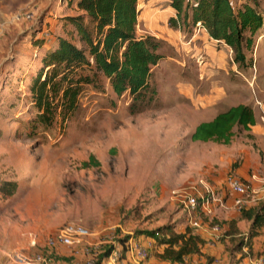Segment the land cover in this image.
<instances>
[{"label":"rangeland","instance_id":"obj_1","mask_svg":"<svg viewBox=\"0 0 264 264\" xmlns=\"http://www.w3.org/2000/svg\"><path fill=\"white\" fill-rule=\"evenodd\" d=\"M230 1L237 8L244 0ZM169 2L137 3L139 15L153 9L146 25L161 41L158 51L163 55L152 67L150 82L157 95L151 108L130 114L128 93L117 96L100 75V86L84 87L78 109L64 123L56 119L49 127L36 125L32 130L35 109L28 85L58 37L81 47L67 21L79 12L65 0H0V184L16 182L13 194H0V264H19L14 252L26 249L28 237L19 234L20 229L39 228L36 233L43 241L73 221L101 241L131 233L154 242L190 228L195 215L190 217L180 202L184 189L206 184L219 197L231 199L223 181L228 174L238 175L235 170L242 166L249 174L256 172V187L262 185L264 124L258 115L257 126H233L227 144L191 140L196 127L192 130L194 124L187 120L206 102L202 101L206 95L222 99L215 103V112L247 103L262 113L264 36L258 35L264 34V0H257L263 27L247 53L249 65L243 67L221 49V43L201 42L198 25H183L177 29L180 33L172 34L166 20L170 13L175 17V10ZM262 206L264 199L253 207ZM211 213L200 217L208 226L225 223L223 216ZM254 234H259L252 241L255 249L243 250L242 246L250 248ZM221 235L215 242L224 244L229 258L214 261L203 255L195 264H238L243 258L244 264H252L264 254V225L243 229L229 223ZM93 249L99 258L108 244ZM55 259L59 264L70 260L60 254Z\"/></svg>","mask_w":264,"mask_h":264},{"label":"trees","instance_id":"obj_2","mask_svg":"<svg viewBox=\"0 0 264 264\" xmlns=\"http://www.w3.org/2000/svg\"><path fill=\"white\" fill-rule=\"evenodd\" d=\"M65 2L79 12L68 16L67 21L81 47L68 38L58 37L57 44L42 56L41 67L28 85L30 104L35 109L32 130L36 125L49 127L56 119L64 123L78 109L84 87L100 86V75L107 79L117 96L128 93L130 114L151 108L157 95L150 82L152 67L163 55L158 51L160 40L136 35L138 0ZM168 5L175 10V17L168 19L169 27L182 30L183 25L186 28L198 25L209 37L231 48L234 63L240 67L249 65L247 53L252 50L254 36L263 24L257 0H244L237 8L230 0H170ZM254 124L252 107L238 104L219 112L211 121L199 123L190 139L227 144L233 126L249 129ZM90 161L98 164L93 156ZM15 189V181L0 184V194L11 195ZM241 214L252 221L251 228L264 225V206L250 207ZM154 243L163 246L157 255L160 260L182 262L184 257L199 253L204 240L189 228L183 233H169ZM107 255L108 250L98 262Z\"/></svg>","mask_w":264,"mask_h":264},{"label":"built area","instance_id":"obj_3","mask_svg":"<svg viewBox=\"0 0 264 264\" xmlns=\"http://www.w3.org/2000/svg\"><path fill=\"white\" fill-rule=\"evenodd\" d=\"M223 184L227 195L231 196L233 206L238 211L249 209L257 201L264 199V180L260 187H256L253 180L228 174ZM179 196L183 209L191 217L197 211H202L209 216L212 204H224L226 195L219 197L212 186L204 184V188L201 189L195 186L189 190L184 189ZM190 223L194 226L198 225L197 220L192 217ZM212 229L215 233H219L221 226L216 223ZM91 235L92 233L86 227L68 221L48 234L43 241L32 237L28 249L15 251L14 257L19 264H59L55 256L60 254L61 249H67L71 256H76L79 252L84 253L85 259L79 264H145L151 256L153 242L150 239H140L130 233L103 240L102 243L108 244V255L98 262L97 251L93 249L95 245L89 239ZM105 235L108 236V234ZM252 264H264V254L256 257Z\"/></svg>","mask_w":264,"mask_h":264},{"label":"crops","instance_id":"obj_4","mask_svg":"<svg viewBox=\"0 0 264 264\" xmlns=\"http://www.w3.org/2000/svg\"><path fill=\"white\" fill-rule=\"evenodd\" d=\"M142 8L143 7H141L140 9H142ZM152 11H153V9L151 7L150 8L148 7L146 10L143 9L141 11L140 15L138 14V18H137L138 24H137V28H136V35L137 36L145 37L148 35H150V36L154 35V33L151 31L152 30L151 27H150L151 30L149 29L150 24L146 25V22H148L147 19H150V15H152ZM171 16H173V15L170 13V15L167 17V20H166L167 26H168V19ZM140 17H142L141 28L139 27V23H140L139 18ZM262 27H263V25H262ZM197 28L200 32L199 37H200L201 42H207L208 44H209V42H212V41L219 42L222 44L221 49L224 52H229L230 54L232 53L231 48L229 46H227L226 44H224L222 41H218V40H215V39L209 37L207 35V33L205 32L204 28L199 27V26ZM170 29H171L172 34H174V35L176 32L180 33V31L177 29H173V28H170ZM258 36H259L258 38H261L262 36H264V34L261 33ZM220 100H222V99H220V98L214 99V97H212L210 99L209 95H206L204 100H202V101H206V102H202L201 107L194 114H191L189 119L187 120V122L194 124L192 126V130L201 122L211 121L219 112L226 110L230 106H234V105H238V104H247V103L230 104L226 108L217 110L215 112L213 107H214L216 102H217V104H220L219 103ZM252 110H253L254 117H255V124L253 126L258 125L257 115L259 117L260 123L264 124V106L261 109L262 113L256 111L254 107H252ZM181 122H185V120H182ZM235 171L237 172L239 177H241L242 179L253 180L254 185H259L258 184V177H257V174L255 171H253L251 174H249L243 166L237 168ZM253 177H254V179H253ZM212 205H214L213 208L211 206V209L214 210L213 211L214 214L211 213L212 216H214L216 213L219 216H223L224 219H220V220H222V221L224 220L225 223L220 225L221 229H220L219 233H215L213 231L212 227L208 226L207 222L201 220V218H203V219L206 218L205 217L206 215L202 211H197L196 213H194V215H195L194 219L197 220L198 225L194 226L191 224L189 227L193 233L199 235L204 240V243L200 246V252L199 253L190 254V255L184 257V260L182 261L183 264H187V263L195 264L196 260L198 258L202 259L203 255H206L210 258H214V261L218 260L220 257H222L223 260L228 259L229 255H228V252L224 250V247H223L224 244L221 243V245H218L219 242L218 243L215 242L216 239H219L222 236L221 234L225 229V225L228 226L230 221H234L235 222L234 224L238 228H243V229L251 228L252 221L242 217L241 211H238L233 206V203H232L230 197L225 200L224 204L213 203ZM216 206H218V207L216 208ZM253 206L254 205H252V207ZM209 216L211 217V215H209ZM220 218H222V217H220ZM18 231H19V234L21 233L25 237L28 236L27 241L23 240L24 241L23 247L25 246L26 249H28L29 241L31 240L32 237H37L39 239V234L36 233V231H39V228H36V229L35 228L34 229L33 228L32 229L26 228L23 230L20 229ZM181 232L183 233V232H185V230H181ZM258 233H259V231H258ZM17 234H18V232H17ZM228 237H229V235H228ZM258 237H259V234L252 236L250 238V248L248 246H242V249L243 250H246V249L252 250L251 248L255 249L254 245L252 244V241H254ZM89 239H90L91 243H93L95 246L102 243V241L99 240V237L95 236V235L93 237H90ZM224 241H227V240L225 239ZM216 244H217V246H216ZM162 251H163V246L161 244L158 245V244H155L153 242L152 248H151V256L146 261L145 264H178V262H170L167 260H160L157 256H155L153 254L154 252L159 254ZM60 255L64 259H67V258L70 259L69 262H63V264H78V259H81V258L85 259V255L83 252H79L76 256H71L69 250H67V249H61ZM246 260H247V258H243L242 261H240L238 264H244V261H246Z\"/></svg>","mask_w":264,"mask_h":264}]
</instances>
